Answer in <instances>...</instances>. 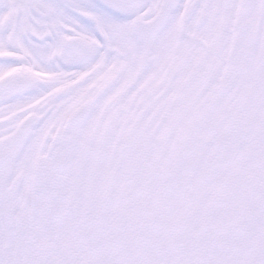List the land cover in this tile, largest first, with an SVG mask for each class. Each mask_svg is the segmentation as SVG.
Returning <instances> with one entry per match:
<instances>
[{"label":"snow or ice","instance_id":"1","mask_svg":"<svg viewBox=\"0 0 264 264\" xmlns=\"http://www.w3.org/2000/svg\"><path fill=\"white\" fill-rule=\"evenodd\" d=\"M0 264H264V0H0Z\"/></svg>","mask_w":264,"mask_h":264}]
</instances>
